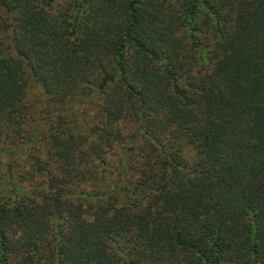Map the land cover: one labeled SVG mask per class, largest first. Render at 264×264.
<instances>
[{
	"label": "trees",
	"instance_id": "trees-1",
	"mask_svg": "<svg viewBox=\"0 0 264 264\" xmlns=\"http://www.w3.org/2000/svg\"><path fill=\"white\" fill-rule=\"evenodd\" d=\"M0 183V264H264V0H0Z\"/></svg>",
	"mask_w": 264,
	"mask_h": 264
},
{
	"label": "rangeland",
	"instance_id": "rangeland-1",
	"mask_svg": "<svg viewBox=\"0 0 264 264\" xmlns=\"http://www.w3.org/2000/svg\"><path fill=\"white\" fill-rule=\"evenodd\" d=\"M27 100H29L31 103L32 102L35 103L36 101L42 100V94H41L40 89L39 90L38 89H31V90H29L28 99ZM32 106H33V114L36 117L38 105L37 104H34ZM18 162H20L21 164L24 163L23 161H18ZM0 192H2V193H5L6 192L5 185H3L1 183H0Z\"/></svg>",
	"mask_w": 264,
	"mask_h": 264
}]
</instances>
